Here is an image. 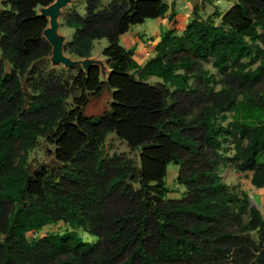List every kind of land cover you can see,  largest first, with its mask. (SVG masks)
Wrapping results in <instances>:
<instances>
[{
  "label": "trees",
  "instance_id": "obj_1",
  "mask_svg": "<svg viewBox=\"0 0 264 264\" xmlns=\"http://www.w3.org/2000/svg\"><path fill=\"white\" fill-rule=\"evenodd\" d=\"M102 1L86 0L84 16L67 17L75 32L64 49L88 58L106 39V82L92 65L70 81L39 75L30 94L23 81L53 51L44 36L49 20L37 8L54 0L3 3L0 264H264V216L223 178L230 165L264 188V118L256 112L264 98L248 96L264 83V0H227L228 11L207 18L195 9L182 34L166 31L143 66L121 37L147 20L173 21V5ZM203 63L223 77L222 89ZM104 86L112 90L110 111L86 118L87 94ZM111 133L140 153L139 163L105 155ZM39 138L55 146L56 170L28 168ZM170 164L179 166L182 198L169 197ZM59 223L72 230L36 237ZM79 229L97 242L84 241Z\"/></svg>",
  "mask_w": 264,
  "mask_h": 264
},
{
  "label": "rangeland",
  "instance_id": "obj_2",
  "mask_svg": "<svg viewBox=\"0 0 264 264\" xmlns=\"http://www.w3.org/2000/svg\"><path fill=\"white\" fill-rule=\"evenodd\" d=\"M5 0H0V11L5 9L3 3ZM61 0H54L53 4L59 3ZM168 4L176 3L177 0H163ZM179 1V0H178ZM186 1V0H181ZM112 0H103L102 6H108ZM200 3H204V8L201 10L200 14L202 17H208L216 10L225 12L230 6L227 0H201ZM52 4V5H53ZM51 5V6H52ZM49 7H38L37 13L46 16L49 20V25L45 30L44 36L51 43L53 51L51 56L44 59L43 61L35 64L31 75L23 81V89L26 93H31V81L42 75L44 77L52 75H61L64 80L70 81L71 78L78 74L80 70L86 71L91 65H98L101 70V81L106 82L108 75L110 73V66L108 60L104 56V49L108 46V41L102 39L94 42V48L92 50L91 56L88 58H80L78 56L69 55L65 52V45L70 42L74 35V29L67 25V17L74 12L81 15L86 14V0H70L65 6L59 8L54 14L50 13ZM218 22V21H217ZM203 68L208 71V73L215 76V83H212L214 88L218 91L223 88L222 81L223 77L213 68L211 63H203ZM253 68H256L254 66ZM159 80L157 78H152L149 82L156 83ZM31 82V83H30ZM194 82V80L192 81ZM80 96V92L76 93ZM88 103L84 109V116L86 118H99L110 111V106L112 103V90L107 86H104L102 90L97 94H87ZM248 96L252 101L259 102L260 99L264 98V83L258 85L252 91L248 93ZM238 101H244L243 95H238ZM72 103V99L68 100V104ZM256 112L260 114V117L264 118V108L257 107ZM232 114L229 113V120L225 122L228 125L231 122ZM231 145V144H230ZM232 148V146H230ZM55 146L48 143L44 138H39L35 146L29 151L27 156V164L30 170L40 169L45 167L49 170L57 169L59 163L55 158ZM103 151L107 156H113L114 154H124L128 158L134 159L139 163L138 151L133 152L127 146V144L121 141L114 133L107 136ZM233 154L232 151H230ZM264 161V155L259 157V162ZM179 173V166L170 164L168 166L167 183L171 190L169 194L170 198H182L186 191L183 185L177 183L176 179ZM251 173H237L234 171L230 165H227L226 171L223 172V178L225 182L232 188H236L238 192L245 188H251L250 181ZM264 200V199H263ZM260 211L264 216V205L260 206ZM72 230L70 226L59 223L52 226L45 227L36 237H42L45 235H56L64 234ZM78 233L82 236L84 241L89 243H96L97 239L93 236L87 234L84 230L79 229Z\"/></svg>",
  "mask_w": 264,
  "mask_h": 264
},
{
  "label": "crops",
  "instance_id": "obj_3",
  "mask_svg": "<svg viewBox=\"0 0 264 264\" xmlns=\"http://www.w3.org/2000/svg\"><path fill=\"white\" fill-rule=\"evenodd\" d=\"M200 1L201 0H177L176 3L172 4L175 14L173 21H171L168 16L155 20H147L144 24L133 27L128 33L121 37L122 46L133 51L134 59L139 65L143 66L155 55V47L161 41L166 31L176 28L177 33L179 35L182 34L185 27L192 22L194 10L197 9L200 13L204 8V3L201 4ZM228 3L230 7L226 11L233 6V3ZM220 12L225 13L223 11ZM250 173V181L252 183L253 173ZM243 190L249 194L251 202L258 208L264 205V188L259 189L252 184L251 188L247 189L243 187Z\"/></svg>",
  "mask_w": 264,
  "mask_h": 264
},
{
  "label": "water",
  "instance_id": "obj_4",
  "mask_svg": "<svg viewBox=\"0 0 264 264\" xmlns=\"http://www.w3.org/2000/svg\"><path fill=\"white\" fill-rule=\"evenodd\" d=\"M70 0H61L59 3H57V4H53L52 6H51V8H50V13L51 14H54L55 15V13L57 12V10L59 9V8H61V7H63V6H65L68 2H69ZM46 17V16H45ZM51 44V43H50ZM92 66V65H91ZM90 67V66H89ZM88 67V68H89ZM87 68V69H88Z\"/></svg>",
  "mask_w": 264,
  "mask_h": 264
}]
</instances>
